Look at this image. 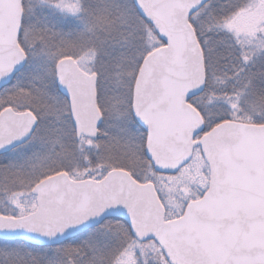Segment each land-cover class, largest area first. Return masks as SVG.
I'll return each instance as SVG.
<instances>
[{
	"label": "snow or ice",
	"instance_id": "snow-or-ice-1",
	"mask_svg": "<svg viewBox=\"0 0 264 264\" xmlns=\"http://www.w3.org/2000/svg\"><path fill=\"white\" fill-rule=\"evenodd\" d=\"M0 264H264V0H0Z\"/></svg>",
	"mask_w": 264,
	"mask_h": 264
}]
</instances>
